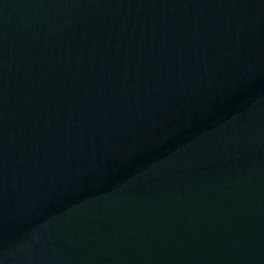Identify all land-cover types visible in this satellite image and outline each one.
<instances>
[{
  "label": "water",
  "instance_id": "water-1",
  "mask_svg": "<svg viewBox=\"0 0 264 264\" xmlns=\"http://www.w3.org/2000/svg\"><path fill=\"white\" fill-rule=\"evenodd\" d=\"M0 264H264V0H0Z\"/></svg>",
  "mask_w": 264,
  "mask_h": 264
}]
</instances>
